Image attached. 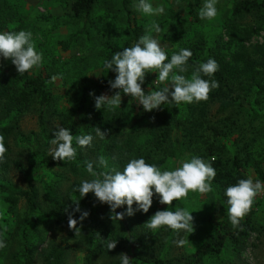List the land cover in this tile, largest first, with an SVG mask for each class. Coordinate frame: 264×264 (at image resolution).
<instances>
[{
	"label": "trees",
	"instance_id": "1",
	"mask_svg": "<svg viewBox=\"0 0 264 264\" xmlns=\"http://www.w3.org/2000/svg\"><path fill=\"white\" fill-rule=\"evenodd\" d=\"M70 1L71 15L81 21L83 27L74 35L59 41L60 49L63 51L70 48L80 33L86 34L85 25L95 27L92 21L95 0ZM179 1L186 2L189 8V23L182 27H188L195 33L208 32L199 17L204 0ZM120 3L128 23L121 43L118 46H109L110 59L115 52L132 46L140 36L145 34V28L130 18L132 0H120ZM20 12L13 0H0V32L26 30ZM263 12L264 0H233L217 27L219 38L192 39L195 42L192 41L174 51L179 52L183 48L192 51L193 55L188 61L189 67L206 62L209 58H214L218 62V71L211 78L217 80L220 86L210 92L206 101L180 105L168 103L152 112H147L138 105L136 116L127 129L129 132L125 133L121 125H115L114 113L100 109L99 114L100 110L95 108L94 96L90 95L93 92L96 96L112 95L113 91L110 90L108 82L115 79L116 73L108 71L99 78L81 75L77 82L78 95L75 99L73 117L68 122L69 128L73 130L78 127L85 135L93 136H95L96 127L106 131L107 135L103 139L95 136L92 147L94 145L95 148L101 147L106 152L117 149L120 156V161L116 165L118 170L122 171L130 159L141 157L149 164H156L161 170H171L174 163L184 161L188 149L197 141L199 131L205 128L211 130L207 121L208 103L219 102L218 111L223 113L234 106L242 105L247 96L253 95L256 98L264 95V36L260 42L251 43L254 35L264 31ZM247 14L256 15L254 25L242 24V19ZM167 17L170 21L178 20V15L171 10L168 11ZM174 52H167L169 60ZM156 73H146L142 85L146 94L148 93L145 87L146 82L150 83V78ZM47 78L48 76L42 70L20 75L10 60L1 58L0 134L5 137L7 152L4 159L0 161V174L9 169L15 170L22 177L26 188L12 187L0 179V216L2 217L0 238L6 243L13 242V247L6 256L9 264H35L37 248L46 239V233L59 225L68 226L71 215L78 220L77 226L81 229L76 236L68 226V236L71 239L78 237L83 241L86 251L84 262L92 264L95 254L112 255L121 251L124 239L116 235L113 225L100 217L93 193L83 198L78 191H75L81 182L73 181L62 197L53 191V188H57L58 179L49 175V180L45 181L42 177L48 170L67 165L75 172V167L68 160L57 161L48 155L50 140L55 137V132L48 134L46 130L44 114L52 102L51 94L46 87ZM33 98L37 99L40 108L38 132L43 144H35L30 150V163L27 166L20 159H14L10 155L13 148L27 146L26 139L20 130V122L31 107ZM253 118H260L264 123V113L258 114L254 107L251 111V120ZM143 125L146 128V135L144 141L137 145L130 135L132 131H136ZM124 133L125 138L119 139L118 136ZM213 134L217 132L214 130ZM195 156L211 163L216 170V177L211 182L216 191L212 211L218 213L221 218L212 222L211 232L205 236L193 253L171 260L157 257L150 262L151 264H201L210 258L223 256L230 250L240 251L252 232H257L258 236L264 235V229H261L256 221L255 201L250 212L241 220L239 228H233L226 213L228 205L225 190L240 179L249 177L245 170L246 162L235 152L231 153L227 159L220 158L214 153L212 145L205 141L200 155ZM192 157H189V160ZM96 170L103 172L102 168ZM254 171L257 176L253 180L259 179L263 182L264 171L258 163L255 164ZM36 182H40L48 200L46 207L41 206ZM74 201L79 202L80 212L75 211L77 204ZM83 211H87L89 215L80 221ZM107 240L117 241L116 248L108 250ZM39 257L41 264H65L66 248L59 245L49 246L39 253ZM129 257L130 264H149V261L136 253H131ZM114 264H121L120 259Z\"/></svg>",
	"mask_w": 264,
	"mask_h": 264
},
{
	"label": "rangeland",
	"instance_id": "2",
	"mask_svg": "<svg viewBox=\"0 0 264 264\" xmlns=\"http://www.w3.org/2000/svg\"><path fill=\"white\" fill-rule=\"evenodd\" d=\"M232 1L217 0V16L212 20H201L208 32L200 33L198 31L195 33L188 27H182L189 23L190 17L187 3L179 0H149L154 7L164 5V13L158 16L144 15L133 7L134 4L138 3V0H132L130 18L144 28L151 22L158 23L161 32L155 33L153 31L152 35L163 45H166V52H174L188 45L193 41L192 39L209 38L214 40L219 38L217 27L224 13L230 8ZM13 2L18 5L21 11L20 14L23 16L26 30H30L33 34L36 51L42 53L43 56L41 65L34 67L29 72L32 74L34 71L42 70L48 76L46 87L51 94L52 102H50V106L44 114L47 133L57 131V125L70 129L68 122L73 117L75 99L78 95L77 82L79 77L89 75L99 78L103 73L108 72L109 70L104 67V62L110 60L109 46H118L125 36L128 20L120 0H95L92 12V21L95 23V27L85 25L86 34L80 33L67 51L60 49L59 41L74 35L83 27L82 22L71 15L70 0H13ZM170 10L178 15V20H168L167 13ZM262 14L264 15V12ZM255 23L256 15L247 14L242 19L243 25H254ZM263 36L264 31L262 30L251 38V43L260 42ZM191 72L192 67H189V71L185 75L190 78ZM53 76L56 77L54 81L51 79ZM157 78L158 74H153L150 78L151 82H146L147 92L171 84L170 79L158 84L156 82ZM137 106L135 99L122 94L121 106L109 110L114 113L115 125H121L125 133L129 132L127 129L136 116ZM218 107L219 102L207 104V121L211 130L205 128L199 131L197 141L188 149V153L183 160L188 161L189 157L200 155L205 141L212 145L214 153L222 159L229 158L233 152L237 153L246 162V173L255 178L257 176L254 171L256 163L264 171V123L260 118L251 120V111L254 107L258 114L264 113V95L256 98L253 95L247 96L244 98L242 105L234 106L223 113H219ZM39 110L37 99L33 98L31 107L20 122V130L26 139L27 146L13 148L10 155L14 159H20L27 166L30 163V150L35 144H43L38 132ZM214 130L217 134H213ZM70 131L73 136L85 135L78 127L73 130L70 129ZM125 133L118 136V138L124 139ZM145 135L146 128L143 125L136 131H132L130 136L139 145L144 141ZM95 138L94 136V140ZM92 145L81 148L74 139L73 147L76 149L77 154L76 158L69 161V163L75 167V172L67 165L62 168L48 170L42 176L45 181L49 180V175L58 179L57 188H53V191L58 195L63 197L73 181L81 182L85 179H92L86 171V161H95L103 155L109 161V168H102V171H110L112 168L117 169L116 165L120 161L117 149L106 152L101 147L95 148V145L93 147ZM50 157L54 159L52 156ZM180 164L181 162L174 163L171 170L179 167ZM0 179L12 187L26 188L22 177L13 169L0 174ZM36 186L39 189L41 206L46 207L48 200L40 182H36ZM159 199L158 195H154L153 205L147 213L138 211L133 216L126 215L123 220L115 223L109 218L110 207L107 204L98 202L96 199L100 217L113 225L116 235L123 238L124 241L122 250L116 254H95L92 258V264H114L119 259L118 255L120 253H127L128 255L136 253L149 261V264L157 257L171 260L175 257L191 254L198 248L205 236L211 232L212 222L221 218L218 213L212 211L216 199L214 188L213 191L206 194L189 192L186 198L174 201L171 210L187 208L190 212H193V232L186 233L181 230L177 233L167 227L153 232L147 229L145 224L158 210L169 208V205L161 204ZM255 202L256 221L260 228L264 229V194L258 195ZM21 207H23L22 203ZM126 208L127 205H124L117 209V212L126 211ZM22 209L24 210V208ZM1 218L0 216V226ZM257 234V232H252L247 243L240 251L230 250L223 256L210 258L201 264H264V235L258 236ZM179 239H186L188 243L183 247L178 246L176 241ZM6 244V248L0 249V264H9L6 256L11 251L13 242ZM56 245L66 248L65 264H85V244L78 237L71 239L68 236V226L65 224L59 225L57 228H51L46 233V239L37 248L35 264L42 263L39 253L43 249Z\"/></svg>",
	"mask_w": 264,
	"mask_h": 264
},
{
	"label": "clouds",
	"instance_id": "3",
	"mask_svg": "<svg viewBox=\"0 0 264 264\" xmlns=\"http://www.w3.org/2000/svg\"><path fill=\"white\" fill-rule=\"evenodd\" d=\"M217 0H205L199 11L201 20H212L217 16ZM133 7L146 16H158L164 13V5L154 7L149 0H138ZM160 33L158 23L151 22L145 26V34L130 47H125L113 54L110 60L104 62V67L116 73L114 80H109L112 95L101 94L96 96L95 108L114 110L121 106L122 94H126L137 101L147 112L161 109V106L174 103L191 104L193 102L206 101L213 89L219 88V82L211 77L218 71L219 65L214 58L206 62L192 66L190 78L185 75L189 71L188 61L192 57L191 50L183 48L169 56L166 45H163L152 32ZM0 58L10 60L20 75L29 72L36 66L41 65L42 53L36 51L33 42V34L30 30L3 31L0 32ZM157 72L158 84L171 80V84L146 94L142 87L146 73ZM208 77L209 79H205ZM53 81L55 76L51 78ZM119 90V91H116ZM154 119V117H153ZM55 131V138L50 140L49 156L57 161H71L76 158V149L73 141L81 147L87 148L92 145L94 136L75 135L70 129L60 127ZM110 131V130H109ZM106 131L99 127L95 128V136L105 138ZM5 137L0 134V161L5 157ZM215 158H213L214 160ZM86 171L92 179L82 180L75 189L81 197L93 193L102 204L110 207V219L115 223L125 216H133L138 211L147 213L153 205L154 195L159 196V202L169 205L166 210H158L145 227L150 231L167 227L177 233L183 230L192 233L194 229L193 212L187 208L171 210L174 201L188 196L189 192L206 194L213 191L211 182L216 177V170L211 163L206 162L199 156H193L188 161H182L174 170H161L156 164H149L144 158L130 159L123 170L112 168L110 171L98 172V168H109L108 159L101 155L95 161H86ZM154 190V191H153ZM264 194V182L259 179L253 180L251 176L240 179L236 184L228 186L225 190L227 197V216L233 228H239L241 220L250 212L256 197ZM75 211L80 212L79 202ZM127 205L126 211L117 212V209ZM133 205H136L134 208ZM89 213L83 211L80 221H83ZM78 220L69 216L68 226L79 235ZM178 246H185L188 241L179 239ZM117 241L107 240L106 247L113 250ZM4 239H0V249L6 248ZM121 264H130L131 258L127 253H120Z\"/></svg>",
	"mask_w": 264,
	"mask_h": 264
}]
</instances>
